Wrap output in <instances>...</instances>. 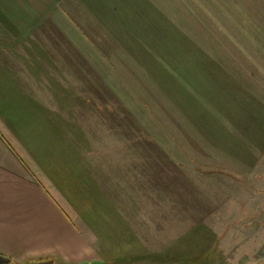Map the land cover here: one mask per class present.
<instances>
[{
  "label": "rangeland",
  "instance_id": "374dc122",
  "mask_svg": "<svg viewBox=\"0 0 264 264\" xmlns=\"http://www.w3.org/2000/svg\"><path fill=\"white\" fill-rule=\"evenodd\" d=\"M107 2L22 91L38 148L93 164L99 264H264V0Z\"/></svg>",
  "mask_w": 264,
  "mask_h": 264
},
{
  "label": "crops",
  "instance_id": "0c3cea01",
  "mask_svg": "<svg viewBox=\"0 0 264 264\" xmlns=\"http://www.w3.org/2000/svg\"><path fill=\"white\" fill-rule=\"evenodd\" d=\"M107 1L0 0V255L9 264L102 262L94 230L75 218L76 211L94 210L87 181L93 164L86 171L81 159H52L60 146H48V155L38 148L34 135L25 132V121L40 120L45 126L44 120L58 118L57 112L46 116L40 105L30 109L35 100L22 91L30 79L41 78L39 72L43 78L45 71L57 70L47 67L46 55L70 60L78 55L77 41L89 39L86 19L104 24L103 12L93 8L112 7ZM91 66L86 69L93 71Z\"/></svg>",
  "mask_w": 264,
  "mask_h": 264
},
{
  "label": "water",
  "instance_id": "95a60500",
  "mask_svg": "<svg viewBox=\"0 0 264 264\" xmlns=\"http://www.w3.org/2000/svg\"><path fill=\"white\" fill-rule=\"evenodd\" d=\"M9 263H10L9 258L0 255V264H9Z\"/></svg>",
  "mask_w": 264,
  "mask_h": 264
}]
</instances>
